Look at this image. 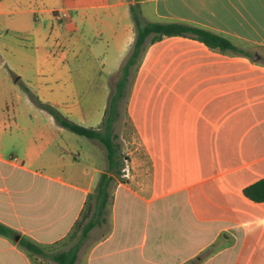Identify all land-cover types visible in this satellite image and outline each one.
Here are the masks:
<instances>
[{"label":"crops","instance_id":"0c3cea01","mask_svg":"<svg viewBox=\"0 0 264 264\" xmlns=\"http://www.w3.org/2000/svg\"><path fill=\"white\" fill-rule=\"evenodd\" d=\"M132 5L143 22L204 27L253 56L184 36L148 47L128 114L151 164V183L139 179L138 153L125 154L124 179L117 178L105 220L89 232L92 242L87 254L82 243L76 264H264V202L242 192L264 177V0H0L6 81L19 75L15 81L41 101L86 121L77 89L91 72L82 68L86 48L71 27L131 23L116 46L121 66L135 37ZM9 31L28 37L31 51L17 55L20 64L8 58L18 42ZM52 142L41 134L21 159L0 152V222L16 232L0 234V264H59L51 255L77 242L71 244L74 229L91 196L90 218L95 214L100 179L78 184L50 174L71 162L63 151L48 157ZM95 170L102 175L107 168ZM77 192L79 200L69 199ZM21 238L45 254L27 251Z\"/></svg>","mask_w":264,"mask_h":264},{"label":"rangeland","instance_id":"374dc122","mask_svg":"<svg viewBox=\"0 0 264 264\" xmlns=\"http://www.w3.org/2000/svg\"><path fill=\"white\" fill-rule=\"evenodd\" d=\"M130 24L77 23L71 27L72 33L77 32V36L86 48L83 53L82 68L91 72L83 77L84 84H80L82 86L79 85L77 89L80 111L86 121L82 122L79 117L59 109L73 122L91 128L101 126L120 73L121 66L115 60V54L118 53L116 46L125 39V31ZM9 33L12 36L16 35L18 42L16 48L9 49L8 58L14 65L20 64L16 58L17 55H21L23 51L30 54L31 51L28 37L25 32L9 31ZM1 63L0 61V65ZM2 68L4 69L6 66H2ZM4 76V71L0 69V144H2L0 152L5 153L10 158L16 155L21 159L24 151L30 147L31 141L35 144L40 143V136L44 133L46 136L53 137V144L47 153L48 157L52 158L54 151H63L71 161L69 166H61L50 171V174L55 177L62 176L67 182L78 184L82 183H79L77 179L86 183L92 176H95L96 181L99 180L101 172L95 168L106 169L108 163L104 145L98 140L78 135L58 123L49 110L38 104L34 91L26 88L23 81H15L19 75L14 76L10 73L9 81H6ZM115 131L118 135L116 142L119 143L122 154L125 156L130 152L138 153V157L144 161V171L140 172L139 179L146 186H150L151 164L144 155L145 147L138 138L137 130L128 111H126L125 105L122 107L120 120L115 124ZM126 164L124 158V167ZM35 166L34 169H39ZM84 170L85 174L83 173ZM117 178L124 179L123 176ZM117 178L112 182L110 191L113 190ZM54 189L55 185H52V191ZM80 195L77 192V194L71 193L68 197L79 200ZM93 199L94 197L91 196L84 201L83 224L90 218L89 209ZM109 212L110 205L107 207V214ZM106 227H109V223ZM76 235L78 236L72 237L71 244L79 239V232ZM85 242V251L83 252L87 254L86 250L92 239L88 237Z\"/></svg>","mask_w":264,"mask_h":264},{"label":"trees","instance_id":"16d2710c","mask_svg":"<svg viewBox=\"0 0 264 264\" xmlns=\"http://www.w3.org/2000/svg\"><path fill=\"white\" fill-rule=\"evenodd\" d=\"M131 12L134 20V41L120 67L119 77L115 82L114 89L109 99L108 108L99 128L86 127L73 122L63 115L57 106L43 102L36 97L38 104L49 110L56 121L62 126L70 129L78 135L100 141L106 149V157L108 161L107 170L102 173L94 195L97 201L95 214L84 224L82 221L78 222L74 231L76 234L79 231L81 233L79 239L71 248L51 255V258L59 264H76L80 247L88 237L89 232L96 224L105 220L104 214L111 196L110 187L117 177L122 176L124 168L123 159L125 156L122 154L119 143L116 142L118 135L115 131V124L121 118L122 107L124 105L126 111H128L134 80L148 47L151 44L162 40L164 37L184 36L196 39L212 50L253 56L247 50L233 43L228 37L218 34L210 29L178 21L143 22L138 5H132ZM242 192L244 196L251 201L264 202V177L245 186ZM15 233L16 232L12 228L0 222V234L12 237ZM19 244L29 252L40 255L45 254L44 250L38 244L27 238H21ZM188 264H196V260Z\"/></svg>","mask_w":264,"mask_h":264},{"label":"water","instance_id":"95a60500","mask_svg":"<svg viewBox=\"0 0 264 264\" xmlns=\"http://www.w3.org/2000/svg\"><path fill=\"white\" fill-rule=\"evenodd\" d=\"M260 56L258 54L255 55V59H258Z\"/></svg>","mask_w":264,"mask_h":264},{"label":"built area","instance_id":"2783aa9c","mask_svg":"<svg viewBox=\"0 0 264 264\" xmlns=\"http://www.w3.org/2000/svg\"><path fill=\"white\" fill-rule=\"evenodd\" d=\"M64 15H65V13H64Z\"/></svg>","mask_w":264,"mask_h":264}]
</instances>
